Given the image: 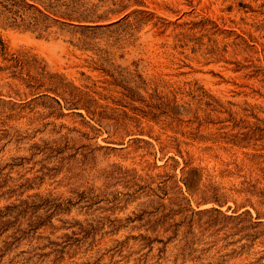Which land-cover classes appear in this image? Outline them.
<instances>
[{
	"label": "rangeland",
	"instance_id": "374dc122",
	"mask_svg": "<svg viewBox=\"0 0 264 264\" xmlns=\"http://www.w3.org/2000/svg\"><path fill=\"white\" fill-rule=\"evenodd\" d=\"M0 264H264V0H0Z\"/></svg>",
	"mask_w": 264,
	"mask_h": 264
}]
</instances>
